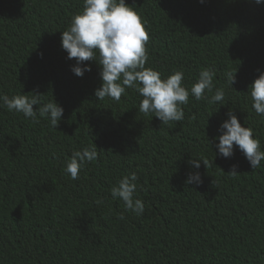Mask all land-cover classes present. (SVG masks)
Segmentation results:
<instances>
[{
  "label": "trees",
  "instance_id": "trees-1",
  "mask_svg": "<svg viewBox=\"0 0 264 264\" xmlns=\"http://www.w3.org/2000/svg\"><path fill=\"white\" fill-rule=\"evenodd\" d=\"M125 3L146 22L145 66L162 78L182 70L189 89L211 68L224 102L190 95L184 119L164 125L139 111L133 88L119 102L98 100L99 65L85 61L91 71L76 77L61 47L83 0H0V94H40L64 110L55 130L0 107V264H264V161L252 170L235 146L223 158L213 143L232 109L264 151V116L247 93L264 73V3ZM235 69L233 91L225 74ZM92 143L98 158L71 180L64 162ZM191 159L213 166L194 169ZM233 165L237 176L227 174ZM193 171L199 185L185 183ZM130 172L140 216L110 195Z\"/></svg>",
  "mask_w": 264,
  "mask_h": 264
},
{
  "label": "clouds",
  "instance_id": "clouds-1",
  "mask_svg": "<svg viewBox=\"0 0 264 264\" xmlns=\"http://www.w3.org/2000/svg\"><path fill=\"white\" fill-rule=\"evenodd\" d=\"M253 2L259 5L264 0ZM148 41L146 22L125 0H83L82 11L74 15L68 29L61 32V47L67 53V59L75 58V66L71 71L76 77H82L85 72L91 71L89 66H81L85 61H93L99 65L101 85L94 92L98 100L107 97L119 102L122 95L126 94V89L133 88L142 97L139 111L145 115L153 114L152 117L155 116L164 125L184 119L182 106L189 103L190 95L196 101L203 99L209 104H223L225 92L223 88L216 87L213 79L215 72L211 68L201 70L189 89L183 83L182 70L162 78L160 72L146 67L149 60L146 47ZM236 72L237 69L225 74L232 90ZM206 93L212 94L210 98ZM247 93L254 112L258 116H264V73L254 80ZM41 96L20 94L9 97L0 94V107L21 113L33 123H39L38 117L46 118L49 126L56 130L64 110L53 98L45 103ZM33 106L39 107L34 110ZM226 115L227 119L217 130L220 134L213 138L216 154L230 158L235 146L252 170L260 168L264 161V151L261 150L260 140L255 138L253 129L242 127L232 109ZM98 154L93 143L74 150L64 162V173L71 180H77L85 165L96 160ZM188 163L194 169H199L201 163L205 168L213 166V161L210 164L206 159H191ZM236 169V165L231 166L227 174L237 176ZM220 171L224 173L221 169ZM137 180L136 172H130L111 187L110 195L113 200L122 201L126 211L140 216L144 213L145 205L141 199L135 198ZM201 182L198 171L189 172L185 180L188 185H199ZM97 203L103 201L98 200ZM117 219L124 220L125 216L121 213Z\"/></svg>",
  "mask_w": 264,
  "mask_h": 264
}]
</instances>
